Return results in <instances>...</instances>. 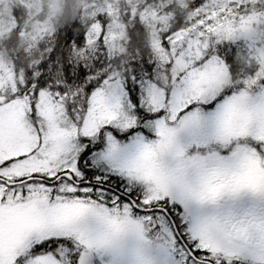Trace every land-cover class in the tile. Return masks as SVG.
I'll return each instance as SVG.
<instances>
[{"label": "snow or ice", "instance_id": "obj_1", "mask_svg": "<svg viewBox=\"0 0 264 264\" xmlns=\"http://www.w3.org/2000/svg\"><path fill=\"white\" fill-rule=\"evenodd\" d=\"M253 19L240 17L241 27ZM76 43L86 48L88 34ZM234 59L202 55L168 83L154 80L148 63V84L135 71L86 79L80 67L68 76L65 65L67 83L83 88L58 86L50 111L41 103L43 73L18 85L0 102L23 112L22 131L0 123V264H264V216L253 222L215 203L264 198V184L230 178L245 151L254 149L264 167V132L253 127L219 155L213 150L242 95L222 90L217 78L218 69L236 70ZM257 76L238 88L264 86V73ZM182 132L212 153L214 166L193 173L195 195L171 164L158 163Z\"/></svg>", "mask_w": 264, "mask_h": 264}, {"label": "trees", "instance_id": "obj_2", "mask_svg": "<svg viewBox=\"0 0 264 264\" xmlns=\"http://www.w3.org/2000/svg\"><path fill=\"white\" fill-rule=\"evenodd\" d=\"M206 1L186 0L183 9L169 13L162 20L161 15L154 18L143 15V10L145 14L151 0H141L135 7H130V0H115L112 2V15L106 6L95 4L96 0H54V16L47 24V30L26 34L25 28L32 20L35 8L25 0H3L11 24L7 33L0 35V54L9 65L6 74L10 79L0 84V102L6 101L17 91L18 85L23 87L27 79H33L35 83L34 77L40 73L44 74L47 81V92L55 93L58 86H63L73 94L77 89L82 90L80 80L73 79L71 84L67 83L65 65H71L67 75L73 77L83 67L88 74L86 79H93L111 69L109 75L119 79H123L125 73L131 76L135 71L144 81H148L143 70L150 63L153 65V79L168 83L173 64L169 66V60L172 59L165 61L161 58L153 45L151 29H156L160 35L161 45L167 44L169 47V37L185 27L188 14ZM93 5L95 10L89 13ZM166 9L168 12L171 10ZM260 11L264 29V4ZM113 24L121 27L122 37L106 41L104 35ZM94 26L101 29L98 37L88 43L86 48L82 46L78 49L76 41L80 34H88ZM230 50L233 51L232 45ZM241 61L234 62L236 70L231 72L233 79L242 75ZM41 63H45L46 67L39 68ZM29 70L34 73L33 77H28Z\"/></svg>", "mask_w": 264, "mask_h": 264}, {"label": "rangeland", "instance_id": "obj_3", "mask_svg": "<svg viewBox=\"0 0 264 264\" xmlns=\"http://www.w3.org/2000/svg\"><path fill=\"white\" fill-rule=\"evenodd\" d=\"M35 8L32 20L27 24L25 33H35L47 30V24L54 16V0H25ZM115 0H96L95 4L101 7L106 6L111 15L114 13L112 2ZM141 0H130V7L139 5ZM264 0H208L201 7L188 14L185 27L169 37V47L161 45V37L156 29H151L153 45L158 50L161 58L167 61L170 57L172 64L173 81L175 76L189 68L194 60L202 55L210 54L215 56L235 53L234 62L241 61V74L234 79L223 70L217 71V78L220 81V88L233 89L242 93L233 107L229 118L219 133V137H225L230 129L241 126L246 130V126L255 124L264 126V86L257 83L255 88L248 90L239 89L242 81L258 80L257 74L264 73V29L262 28L263 17L260 11ZM95 5L90 12L95 10ZM186 6V0H151L148 3L145 14L151 17L163 18L178 9ZM166 8H171L168 12ZM175 9V10H174ZM254 15V19L241 27L240 17ZM203 22V23H201ZM11 20L6 13L3 0H0V35L6 34L10 28ZM232 31L229 34L228 29ZM214 29V30H213ZM101 29L94 26L88 33L89 43L95 41ZM121 27L112 25L104 35L106 41H113L120 38ZM122 37V36H121ZM238 43V44H236ZM234 44L236 47H234ZM231 45L233 51L230 50ZM9 65L3 55L0 54V84L6 82L10 77L7 76ZM7 72V74H6ZM119 79V78H118ZM149 81H145L148 84ZM153 87L155 85L153 84ZM2 98H0V101ZM41 103L51 110V94H42ZM0 123L6 121L10 131H22L21 121L23 112L15 102L12 105L5 104L0 108ZM256 127V126H253ZM238 130V128L236 129ZM235 130V131H236ZM26 134V133H25ZM221 145V149L228 144L214 142ZM228 143V142H227ZM207 144L197 139L191 138L187 132H182L177 137L172 148L167 151L158 163H169L172 165L173 174L181 181L183 187L190 194L197 188L192 185L191 173L187 169L188 162L198 154V150L205 149ZM188 160V161H187Z\"/></svg>", "mask_w": 264, "mask_h": 264}, {"label": "flooded vegetation", "instance_id": "obj_4", "mask_svg": "<svg viewBox=\"0 0 264 264\" xmlns=\"http://www.w3.org/2000/svg\"><path fill=\"white\" fill-rule=\"evenodd\" d=\"M253 126L258 130V132H264V126H259L255 124H250L246 126V130L243 131L242 127L235 126L230 129V133L218 137L213 141V144H218L214 142H221L226 144H231L233 141L237 139V137H243L245 134H250ZM238 128V130H236ZM236 130V131H235ZM228 142V143H227ZM244 147L243 145L241 146ZM218 155L222 152L221 145L219 148L213 149ZM254 149L251 152L245 151L241 157L240 166L238 169L234 170L231 173V179L234 181L237 179H246L248 181L262 183L264 184V167L261 166L259 158L253 155ZM212 153L209 152V145L203 151L201 148L198 150V154L192 157L188 162L187 169L191 173L192 185L195 186V183L198 182L194 177L193 173L201 170L202 165H207L209 168L213 167V162L208 160L207 158L211 156ZM188 161V160H187ZM198 188L192 191L191 194H197ZM209 203V202H205ZM216 204H225L227 208H234V211L240 212L241 214H246L248 219L253 222H259V218L264 216V198H260L257 196H253L251 194H243L238 199L234 197H230L229 195H225L221 197L219 201L215 202ZM227 208L225 210H227ZM250 264V262H249Z\"/></svg>", "mask_w": 264, "mask_h": 264}]
</instances>
